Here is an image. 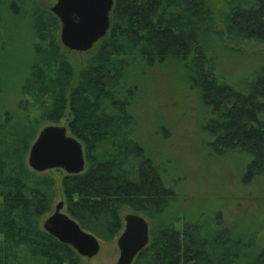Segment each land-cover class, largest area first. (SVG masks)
Returning <instances> with one entry per match:
<instances>
[{
    "label": "trees",
    "instance_id": "trees-1",
    "mask_svg": "<svg viewBox=\"0 0 264 264\" xmlns=\"http://www.w3.org/2000/svg\"><path fill=\"white\" fill-rule=\"evenodd\" d=\"M20 19L30 28L31 52L15 111H0V264H81L41 224L59 194L65 211L100 242L117 238L123 209L145 217L149 241L131 264H264L255 234L235 235L216 220L220 214L213 227L161 218L177 194L137 140V121L121 97L130 90H121L127 76L175 63L199 94L209 150L243 152L247 180L264 178V65L225 80L207 43L264 45V0H222L217 9L212 0H114L109 31L77 70L60 43L59 19L36 0H0V47L9 22ZM62 119L82 144L85 168L55 169L62 173L56 181L31 169L27 155L40 128Z\"/></svg>",
    "mask_w": 264,
    "mask_h": 264
},
{
    "label": "rangeland",
    "instance_id": "rangeland-1",
    "mask_svg": "<svg viewBox=\"0 0 264 264\" xmlns=\"http://www.w3.org/2000/svg\"><path fill=\"white\" fill-rule=\"evenodd\" d=\"M36 1L49 9L55 2ZM212 1L216 9L222 4V0ZM20 20L16 26L9 22L12 28L5 30L6 44L0 47V111H15L19 84L30 62V28L24 19ZM207 43L209 54L215 59V70L225 80L244 78L252 69L264 65V45L259 43L220 41L215 37H210ZM96 46L85 52L63 48L77 70ZM184 73L175 63L166 62L161 66L142 67L127 76L121 85L122 91L130 88L121 97L127 98V109L137 121V140L163 168L164 179L177 194V200L161 218L199 219L213 227L220 214L216 220L230 227L235 235L254 233V247L259 249L264 245V178L247 180L245 167L249 158L243 152L234 150L217 155L209 150L208 138L201 128L205 110L198 92L184 83ZM58 124L64 125L65 119ZM45 174L56 181L62 176L55 169L45 171ZM61 200L59 194L55 203ZM130 212L123 209L122 220ZM118 256L116 240L101 242L98 253L91 258H81V264H116Z\"/></svg>",
    "mask_w": 264,
    "mask_h": 264
},
{
    "label": "water",
    "instance_id": "water-1",
    "mask_svg": "<svg viewBox=\"0 0 264 264\" xmlns=\"http://www.w3.org/2000/svg\"><path fill=\"white\" fill-rule=\"evenodd\" d=\"M113 5L114 0H55L50 11L59 19L62 46L77 52L91 49L109 31ZM27 164L36 172L61 169L67 174H77L85 168L83 147L68 133L65 124H46L30 145ZM42 227L81 257L91 258L100 249V240L65 211L62 200L55 203ZM115 240L119 250L116 264H131L149 241L148 221L138 213H127Z\"/></svg>",
    "mask_w": 264,
    "mask_h": 264
}]
</instances>
